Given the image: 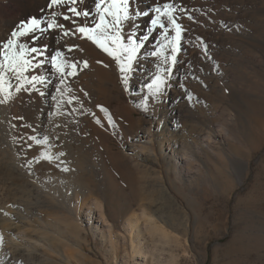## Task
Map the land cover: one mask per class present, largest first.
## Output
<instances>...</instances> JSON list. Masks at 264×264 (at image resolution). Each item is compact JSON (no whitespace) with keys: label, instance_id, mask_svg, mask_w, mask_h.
<instances>
[{"label":"rangeland","instance_id":"rangeland-1","mask_svg":"<svg viewBox=\"0 0 264 264\" xmlns=\"http://www.w3.org/2000/svg\"><path fill=\"white\" fill-rule=\"evenodd\" d=\"M5 5L10 15L17 9L13 3ZM181 7L188 21L186 54L190 60L184 76L188 79H178L184 92L176 105L192 118L182 123L183 131L171 128L170 134L185 138L183 143L187 140L184 150L195 155L193 167L176 171L167 158H159L145 164L150 171L143 174L141 187L133 173L112 162L109 153L95 151L98 140L90 131L77 137L73 155H64L65 166L76 170L72 174L51 161L36 163L35 177L42 183L29 179L34 192L33 200L28 201L17 167L0 149V240L10 222L2 210L14 215L19 205L21 211L30 209L31 215L25 218L22 214L13 221L15 230L16 226L21 229L15 231L16 240L9 247L8 242L0 245L1 257H7L3 264H133L129 261L133 241L141 252L149 251L148 264H264V0H183ZM12 32L0 24V51L12 39ZM152 53L145 58L138 50L134 62L138 69L157 72L161 60ZM40 68L34 64L35 72ZM108 69L112 110L130 107L137 120H153L154 107L143 105L138 90L124 86L114 60ZM13 77L5 75L11 87L0 91V132H6L14 104L18 148L31 159L35 149L41 150V145H36L39 139L32 136L42 129L48 94L44 84L33 91L27 80L18 82L21 90L17 91ZM78 77L83 78V72ZM110 126L113 153L131 155L127 148L140 132L138 123L118 117ZM218 132L221 135L211 144L207 138L202 142L203 137L214 138ZM160 171L175 198L174 205L167 204L159 193ZM52 190L62 199L73 193L78 197L70 206L66 198L52 202ZM71 208L77 219L70 215ZM145 215L153 218L154 230L163 229L166 236L161 242L151 239ZM136 218L146 235L143 230L140 234L129 232L128 222ZM138 260L135 264H140Z\"/></svg>","mask_w":264,"mask_h":264},{"label":"bare ground","instance_id":"bare-ground-1","mask_svg":"<svg viewBox=\"0 0 264 264\" xmlns=\"http://www.w3.org/2000/svg\"><path fill=\"white\" fill-rule=\"evenodd\" d=\"M182 1L183 0H163V2L174 3L177 7L182 6ZM11 3H13L15 5L14 7L17 9L10 15L8 14V6L5 4L10 5ZM97 3H99V0H77L75 7H77L78 11L81 13L87 11L90 15L87 18L83 16L75 18L76 25L85 27L94 26L93 21L98 19V13L96 11ZM50 5L51 0H0V24H5L13 31H18L21 25H29L35 16L37 20L40 21L42 28H46L48 21L53 18V12H56L58 14V23L65 25L68 30H72L76 26L70 21L60 19L59 14L65 13V7ZM158 5L162 6V0H130V19L123 23L122 34H124L125 42H127L128 36L135 35L138 43L143 45V47L139 49V52H141L143 55L142 57L145 58H147L149 54L152 53L153 49L154 51L158 50V41L161 39L160 29L157 28L154 32L150 23L155 16V13H153L152 10ZM140 13L150 14L141 16ZM185 16L186 15L184 12L180 21L186 31L183 33L181 43L182 51L178 56V62L174 66L171 64L164 65L161 62V64H158V70L155 72V74L152 73V71L146 72L145 68L138 69V66L134 64L133 71L128 73L130 78L129 83L127 85L124 84L126 88L133 87L142 94L144 97L142 102L143 105H151L154 107L155 112L153 114V120L150 121H145L143 119L137 120L135 118L136 111L130 107L125 108L124 110H112L113 102L110 100L109 96L112 89L110 90L107 88V83L110 77V71L108 67L111 58L108 57L107 54H105L102 50L101 51L103 53H99L97 51L98 48L88 40L80 37L78 34L65 37L63 36V29L49 30L46 32H40L38 34L33 32L18 39V43H26L28 46L37 47L42 52L46 53V55L41 58L43 61L42 64L44 66L41 67L40 70L43 72V76H47L49 78V83L44 84L48 94V108L46 109V114L44 116L45 121L40 125L42 128L41 131L36 129L38 131L36 132L37 135L35 134L36 136H32V139H39V142H36V145H41V150L35 149V154L33 156L34 159H26L27 155H25L23 151L21 152L18 148L19 127L15 122V117L18 116V110L17 108H14V104L12 106L13 110H11L12 114H8L7 120L4 118L7 121L4 129L6 132H0L1 152L3 151V154H7L10 158V162L17 167V170L19 171V176L17 177H19V179L21 178L24 183L23 193L28 195L26 197L28 198V201L32 199L31 194L34 192L31 188L32 185L29 183V179L35 180L39 184L42 183L40 177H35V173L37 174L36 163L51 161L58 165L61 169H69L70 166H65L64 155L67 154L66 152H68L67 155H73V146L78 142L77 137L79 135L86 136L90 133V131H92L93 137H96L98 140L97 147H94L95 151H106L109 153L112 162L115 165L117 164V166L128 169L130 171L129 173H133L136 177L137 183H139L140 186L144 184L145 178L143 174L147 171H150V169H148L145 164L157 162L159 158H167L170 165H173L176 171H180L183 166L186 168L193 167V162L196 161V157L192 152L184 150V143H186L187 140H185L186 142L184 141L183 143L181 140L185 138H181L180 140L170 134L171 128L181 129L184 127V124L182 123L188 120V118H192H190L192 115L188 111H183L177 107L178 104L176 105V102L181 96V92H184V88H182L180 84L181 81L179 82L178 79H188V77L184 76L188 74L189 70L188 62L190 59L186 54L188 48L187 38L189 37V29L188 21ZM145 37H150V39L145 40ZM70 46H74V50L71 53H68L67 48ZM57 51H64L65 58L67 59H73L80 62L88 61V69L80 71L83 72V78L80 79L77 77L78 81L75 80L77 78H68L65 79L62 84L57 82L56 77L52 75L50 67V59L55 56ZM140 64H142V62ZM165 68H171L172 75H167V72L164 71ZM37 70L39 69H36V71ZM158 74H163L168 82L163 86L161 92H159L157 95H154L152 90L148 88V85L153 82L154 77ZM37 85L38 84H33V91L37 89ZM119 88L120 87L117 86L116 90ZM16 98L17 97H15V99ZM19 115H21V113ZM103 117L105 119H103ZM118 117L124 122L129 121L134 123L136 121L139 125L140 132L137 133L136 137L134 138V142L128 145L127 148L131 155L114 154L111 149V139L109 135L111 132L110 124L113 119L115 120V118ZM181 130L183 131L184 129L182 128ZM220 135L221 133L218 132L217 136L214 138L203 137V139L207 138L208 144H211L215 138L219 137ZM87 142H89V140ZM202 142L205 143V139ZM79 143L82 144L80 139ZM203 143L202 145H204ZM60 147L63 148L60 149ZM77 165H80V163H77L76 166ZM168 170H170V167L166 168V173ZM75 171L76 170H74V167H71L68 172H71L72 174ZM176 175L179 176V173L177 172ZM157 180L158 188L160 189L159 193L163 200H165L167 204L174 205L175 198L171 195L167 188L165 176L163 175L162 171L157 174ZM54 192L53 190L52 193L50 192L52 202L62 199L60 198L59 193H57L58 191L55 193ZM73 194L72 197H68L65 194L67 197H64V199L66 198L65 200H67L66 202L69 204V206L72 204L74 197H78L76 194L73 196ZM64 199L62 200L64 201ZM151 201L153 202V200ZM36 202L42 205L41 199H38ZM58 202H60V200ZM140 205L142 206V204ZM16 208L17 211L14 213V215L10 214V212L8 213L6 210L1 211L2 216L5 215V220L10 221L11 223L9 222L7 229L4 230L5 233H2V238L4 237V239L2 241L0 240V245L8 242L7 246L9 247L10 243L15 242L17 236L15 231L21 229L19 226H16V230L14 228L15 224L13 221L16 220V217L22 218V214H24L25 218L31 217L29 214L30 209H27L28 211H21L20 209L22 207H19V205H17ZM70 211V215H73V217L77 219V213L72 211V208ZM90 213L91 211H89L87 215L88 217L91 216ZM100 213L102 221L104 220V224H106L108 220L105 219L102 209ZM146 217V225H149L148 231L151 234V239L155 241L157 238V240H160L161 242L164 236H166L161 232L163 229L159 230L160 228H156L157 230H154L155 224L153 223V218L148 216ZM135 220V222H130L131 220L128 222V229L132 235L135 232L140 234L143 230L141 229L143 226L139 225L140 219L136 218ZM144 233V235H146V232ZM132 243L133 245L131 246V253L129 252V261L131 260L133 261V264H135L137 263L135 260L138 257V259H140L138 260L140 261V264H148L149 251L146 249V251L144 250V252H141L139 246L136 245L134 241ZM124 248H126V243ZM5 259H7V257H1L0 254V264H3Z\"/></svg>","mask_w":264,"mask_h":264},{"label":"snow or ice","instance_id":"snow-or-ice-1","mask_svg":"<svg viewBox=\"0 0 264 264\" xmlns=\"http://www.w3.org/2000/svg\"><path fill=\"white\" fill-rule=\"evenodd\" d=\"M129 3L130 0H99L96 5L98 19L93 21L94 26L85 27L76 25L75 18L81 16L87 18L90 14L87 11L83 13L78 11L75 7L77 0H51L50 6L65 7V13L59 14L60 19L70 21L76 26L72 30H68L65 25L58 23V14L53 12V18L48 21L46 28H42L41 24L33 19L29 25H21L18 31L12 32V39L8 40L0 51V56H2V60H0V73H2L0 74V91L4 87H11L10 82L5 80V75L8 73H11L17 82L27 80L29 85L49 83L47 76L34 71V64L36 67L44 66L41 63V58L46 53L37 47H30L26 43H18L20 37H25L36 30L46 32L63 29V36L65 37L78 34L88 40L116 62L119 72L123 74L124 84L127 85L129 83L128 73L133 71L134 62L138 58V50L143 47L142 44L138 43L135 35L128 36L127 42L122 35L123 23L130 19ZM152 11L155 16L150 22L151 26L154 32L157 28L160 29L161 37L158 41V50L153 51L152 56L156 58L159 55L162 64L174 66L182 51V37L186 31L180 22L185 9L162 0V6H155ZM149 14L140 13L141 16ZM148 39L150 37H145V40ZM73 50L74 46L67 48L68 53ZM204 51L207 52L208 49L205 48ZM50 67L52 75L56 77L58 83L62 84L65 79L78 77L80 71L88 69L89 64L88 61L80 62L67 59L64 51H57L55 56L50 59ZM164 71L167 72V75H172L171 68H165ZM167 82L163 74H158L154 77L153 82L148 85V88L152 90L153 94H157L162 91ZM17 89L21 90L19 83Z\"/></svg>","mask_w":264,"mask_h":264}]
</instances>
